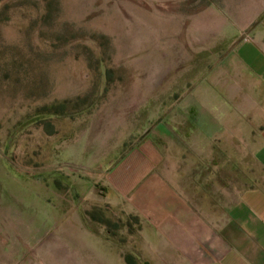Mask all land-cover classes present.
Masks as SVG:
<instances>
[{
  "label": "rangeland",
  "instance_id": "rangeland-1",
  "mask_svg": "<svg viewBox=\"0 0 264 264\" xmlns=\"http://www.w3.org/2000/svg\"><path fill=\"white\" fill-rule=\"evenodd\" d=\"M230 1L0 0V264H176L101 178L193 81L222 95ZM136 101L125 140L98 146L99 120Z\"/></svg>",
  "mask_w": 264,
  "mask_h": 264
},
{
  "label": "crops",
  "instance_id": "crops-1",
  "mask_svg": "<svg viewBox=\"0 0 264 264\" xmlns=\"http://www.w3.org/2000/svg\"><path fill=\"white\" fill-rule=\"evenodd\" d=\"M217 13L214 21L236 23L225 37L232 42L220 71L222 95L211 89L218 82L195 92L193 81L163 108L157 134L105 170L101 193L148 225L166 262L264 264V0H231ZM250 26L246 42L256 49L243 48L240 38ZM128 104L99 120L98 146L125 140L119 129L143 101ZM104 125L111 127L105 134Z\"/></svg>",
  "mask_w": 264,
  "mask_h": 264
},
{
  "label": "trees",
  "instance_id": "trees-1",
  "mask_svg": "<svg viewBox=\"0 0 264 264\" xmlns=\"http://www.w3.org/2000/svg\"><path fill=\"white\" fill-rule=\"evenodd\" d=\"M68 102H70V101H65L64 103H62L61 105H59V107L57 106L56 109H55V112H56V113H62L63 110H64V104H65V103H68ZM50 112H51V111H50Z\"/></svg>",
  "mask_w": 264,
  "mask_h": 264
},
{
  "label": "built area",
  "instance_id": "built-area-1",
  "mask_svg": "<svg viewBox=\"0 0 264 264\" xmlns=\"http://www.w3.org/2000/svg\"><path fill=\"white\" fill-rule=\"evenodd\" d=\"M245 39H246V40H249V38H248V37H246Z\"/></svg>",
  "mask_w": 264,
  "mask_h": 264
}]
</instances>
